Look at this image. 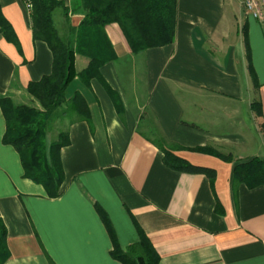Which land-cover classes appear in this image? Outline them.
<instances>
[{
  "label": "crops",
  "instance_id": "obj_1",
  "mask_svg": "<svg viewBox=\"0 0 264 264\" xmlns=\"http://www.w3.org/2000/svg\"><path fill=\"white\" fill-rule=\"evenodd\" d=\"M61 1L77 27L79 0ZM0 12V97L36 105L27 85L50 73L52 53L32 37L25 0H0ZM104 32L115 57L65 91L83 98L88 119L62 114L45 139L68 137L59 196L23 176L18 153L2 142L0 108V264H121L96 205L122 249L140 229L156 264H264V183L234 175L236 165L264 159V23L242 0H175L170 42L134 52L117 23ZM87 62L74 56L77 71ZM160 138L214 176L168 167Z\"/></svg>",
  "mask_w": 264,
  "mask_h": 264
},
{
  "label": "trees",
  "instance_id": "obj_2",
  "mask_svg": "<svg viewBox=\"0 0 264 264\" xmlns=\"http://www.w3.org/2000/svg\"><path fill=\"white\" fill-rule=\"evenodd\" d=\"M25 1L30 7L32 37L45 42L52 53L51 70L27 85L36 105L13 104L9 97H0L5 119L2 142L11 145L18 153L23 176L41 184L46 195L53 198L62 192L64 174L60 148L68 143V137L65 132H59L57 139L47 145V127L50 121L65 113H75L79 118L88 119L83 98L75 94L66 99L65 91L75 76L87 84L90 78L99 76L102 64L115 57L104 25L117 23L134 52L165 44L173 38L175 0H79L84 15L77 27L68 24L67 10L61 0ZM58 7L63 9L67 22L63 34L59 33L52 18ZM6 28L0 12V29L5 31ZM76 54L88 59L87 65L79 71L74 66ZM64 104L67 108L61 109ZM157 145L163 150V161L168 167L202 172L210 178L214 176L213 170L192 165L172 155L168 151L170 144L164 138H160ZM221 157L229 160L227 156ZM234 175L251 186L264 183V159L254 157L236 165ZM96 211L110 237V256L113 259L121 264L157 263L158 256L140 229L139 240L122 249L106 213L97 205Z\"/></svg>",
  "mask_w": 264,
  "mask_h": 264
},
{
  "label": "built area",
  "instance_id": "obj_3",
  "mask_svg": "<svg viewBox=\"0 0 264 264\" xmlns=\"http://www.w3.org/2000/svg\"><path fill=\"white\" fill-rule=\"evenodd\" d=\"M242 5L248 16L264 23V0H242Z\"/></svg>",
  "mask_w": 264,
  "mask_h": 264
},
{
  "label": "rangeland",
  "instance_id": "obj_4",
  "mask_svg": "<svg viewBox=\"0 0 264 264\" xmlns=\"http://www.w3.org/2000/svg\"><path fill=\"white\" fill-rule=\"evenodd\" d=\"M60 8H56L53 12V22H54V25L56 26V28H58L59 30V22L61 21V15H60ZM61 29V27H60ZM59 125L58 122H56V120L54 121H50L49 124H48V127H47V133H46V140L47 141H50V140H53V138L55 137V132L57 130H59L57 127Z\"/></svg>",
  "mask_w": 264,
  "mask_h": 264
}]
</instances>
